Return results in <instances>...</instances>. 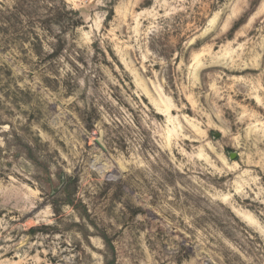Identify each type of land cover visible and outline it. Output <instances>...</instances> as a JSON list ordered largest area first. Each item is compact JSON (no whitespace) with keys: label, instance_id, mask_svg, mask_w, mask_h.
Listing matches in <instances>:
<instances>
[{"label":"rangeland","instance_id":"1","mask_svg":"<svg viewBox=\"0 0 264 264\" xmlns=\"http://www.w3.org/2000/svg\"><path fill=\"white\" fill-rule=\"evenodd\" d=\"M0 264H264V0H0Z\"/></svg>","mask_w":264,"mask_h":264},{"label":"trees","instance_id":"2","mask_svg":"<svg viewBox=\"0 0 264 264\" xmlns=\"http://www.w3.org/2000/svg\"><path fill=\"white\" fill-rule=\"evenodd\" d=\"M62 21V16L60 15V14H58V22H61ZM71 26L72 27H77L78 26V22H73L72 20H71ZM69 203V202H68Z\"/></svg>","mask_w":264,"mask_h":264},{"label":"water","instance_id":"3","mask_svg":"<svg viewBox=\"0 0 264 264\" xmlns=\"http://www.w3.org/2000/svg\"><path fill=\"white\" fill-rule=\"evenodd\" d=\"M233 158V157H232Z\"/></svg>","mask_w":264,"mask_h":264}]
</instances>
